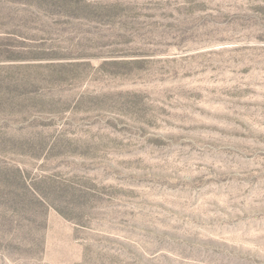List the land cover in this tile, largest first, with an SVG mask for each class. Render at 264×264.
Instances as JSON below:
<instances>
[{"label": "rangeland", "instance_id": "rangeland-1", "mask_svg": "<svg viewBox=\"0 0 264 264\" xmlns=\"http://www.w3.org/2000/svg\"><path fill=\"white\" fill-rule=\"evenodd\" d=\"M0 264H264V0H0Z\"/></svg>", "mask_w": 264, "mask_h": 264}]
</instances>
